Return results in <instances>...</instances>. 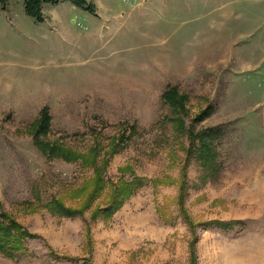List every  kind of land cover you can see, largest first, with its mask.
Returning a JSON list of instances; mask_svg holds the SVG:
<instances>
[{
  "label": "rangeland",
  "instance_id": "374dc122",
  "mask_svg": "<svg viewBox=\"0 0 264 264\" xmlns=\"http://www.w3.org/2000/svg\"><path fill=\"white\" fill-rule=\"evenodd\" d=\"M88 2L0 5V264H264V0Z\"/></svg>",
  "mask_w": 264,
  "mask_h": 264
},
{
  "label": "trees",
  "instance_id": "16d2710c",
  "mask_svg": "<svg viewBox=\"0 0 264 264\" xmlns=\"http://www.w3.org/2000/svg\"><path fill=\"white\" fill-rule=\"evenodd\" d=\"M62 0H25V9L33 17L40 20L43 5L45 3H58ZM74 5L85 7L93 11V5L88 0H71ZM8 0H0V5L3 7ZM174 92V90L172 89ZM215 110L214 105H208L195 118L194 121H202L213 114ZM50 120V119H49ZM48 126V124H47ZM223 125H214L202 128L198 131H188L186 134L189 139V146L187 155L195 157L202 169V177L210 180H215L219 177L223 170V162L220 160V154L217 147L218 141L223 136L225 130ZM49 127H46L47 131ZM188 158V157H187ZM122 188L126 192L128 189L123 187H114L112 204L106 207L105 211L115 210L120 203H117L118 196L122 193ZM130 194V192L128 193ZM125 194L123 197H125ZM121 197V198H123ZM52 210L53 208L50 207ZM31 237L29 231L17 222L14 218L5 212H0V251L7 257L16 258L18 251L24 248V244L28 238Z\"/></svg>",
  "mask_w": 264,
  "mask_h": 264
}]
</instances>
